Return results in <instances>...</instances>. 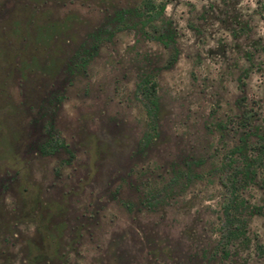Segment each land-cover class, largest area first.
I'll use <instances>...</instances> for the list:
<instances>
[{
  "label": "rangeland",
  "instance_id": "374dc122",
  "mask_svg": "<svg viewBox=\"0 0 264 264\" xmlns=\"http://www.w3.org/2000/svg\"><path fill=\"white\" fill-rule=\"evenodd\" d=\"M140 1L0 0V264H264V155L215 248L230 118L264 122V0H154L170 66L153 22L111 19Z\"/></svg>",
  "mask_w": 264,
  "mask_h": 264
},
{
  "label": "trees",
  "instance_id": "16d2710c",
  "mask_svg": "<svg viewBox=\"0 0 264 264\" xmlns=\"http://www.w3.org/2000/svg\"><path fill=\"white\" fill-rule=\"evenodd\" d=\"M164 5V1L141 0L136 6L118 10L111 19L124 23V15L128 14L127 20L132 19V16L135 17L129 23L130 25L136 21L153 22L150 37L169 48L170 54L164 65L170 66L176 58L177 50L174 46L173 27L169 20L162 17ZM135 92L142 101L150 127L154 129L159 113L155 80L148 74L139 77L135 84ZM242 100L243 95L236 98L238 103ZM254 119L255 113L244 107L240 108L233 118H230L235 141L227 149L218 166V179L222 192L218 210L219 233L215 248L222 256L228 254V243L244 233L243 211L246 206L238 188L242 183L253 179L256 168L263 160L264 122L258 125L253 122ZM45 144L46 148L42 145L40 151H47V147L51 145L48 142Z\"/></svg>",
  "mask_w": 264,
  "mask_h": 264
}]
</instances>
